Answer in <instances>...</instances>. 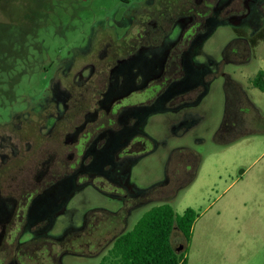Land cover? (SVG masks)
Here are the masks:
<instances>
[{
    "label": "flooded vegetation",
    "instance_id": "af4514ba",
    "mask_svg": "<svg viewBox=\"0 0 264 264\" xmlns=\"http://www.w3.org/2000/svg\"><path fill=\"white\" fill-rule=\"evenodd\" d=\"M107 19L111 23L92 30L86 60L76 68L71 60L70 71L63 70L76 92L93 96L84 119H72L65 133L66 161L60 147L48 152L45 145L60 121L57 105L49 114L46 105H27L0 122V264H64L68 256H99V264L105 255L98 253L109 241L108 231L97 233L99 222L123 213L126 223L134 201L152 202L178 175L167 172L164 180L143 189L129 183L134 162L157 146L143 129L148 116L197 105L217 75H224L225 86L233 82L222 65L249 61L254 54L255 37L264 31V0H120ZM223 26L230 27L232 37L219 60L207 57L209 65L201 63L204 41ZM59 79L53 84L51 74L39 93L57 97L67 89ZM133 94L141 97L125 102ZM236 105L254 107L238 88L226 93L225 109ZM30 112L39 120L32 121ZM16 115L19 119H12ZM234 126L235 118L227 117L222 130ZM142 136L153 148L134 140ZM106 182L120 190L115 196L124 204L122 211L106 210L99 221L89 212L95 221L87 220L88 213L82 226L51 232L75 190Z\"/></svg>",
    "mask_w": 264,
    "mask_h": 264
},
{
    "label": "rangeland",
    "instance_id": "374dc122",
    "mask_svg": "<svg viewBox=\"0 0 264 264\" xmlns=\"http://www.w3.org/2000/svg\"><path fill=\"white\" fill-rule=\"evenodd\" d=\"M119 1L0 0V122L27 105L30 109L46 105L47 114L57 105L60 121L47 134L45 145L48 152L60 147L62 158L67 160L70 148L64 142L65 133L70 131L72 119H84L93 96L88 91L76 92L71 76L65 77L63 70L70 71L71 60L74 68L86 60L92 30L102 22L111 23L107 18ZM231 37L230 27H219L204 41L200 62L209 65L207 57L219 60ZM221 69L234 83L225 86L224 75H217L197 105L176 112L158 110L148 116L143 129L157 146L134 162L129 183L143 189L164 180L167 172L178 175L152 202L134 201L126 223L123 213L99 222L97 233L108 231L109 240L100 256L106 255L114 237L129 230L147 209L167 201L178 213L192 207L198 214L188 243L179 233L172 239L176 245H185L188 264H264V90L252 85L254 75L264 70V40L249 61L225 63ZM53 73V84L62 77L67 89L57 91L59 95L51 99L52 94L45 96L39 91ZM236 87L247 94L254 107L248 111L242 105L227 109L235 126L222 130L226 93H234ZM55 89L53 85V94ZM135 97L141 95L126 97L125 102ZM29 118L38 121L39 115ZM134 140H140L146 149L153 148L144 136ZM115 188L106 182L99 188L88 184L75 190L51 232L82 226L89 212L99 221L106 210L122 211L124 204L115 196L120 190ZM92 213L87 219L91 222L95 221ZM87 230L86 226L84 232ZM98 261L99 256L64 258V264Z\"/></svg>",
    "mask_w": 264,
    "mask_h": 264
},
{
    "label": "trees",
    "instance_id": "16d2710c",
    "mask_svg": "<svg viewBox=\"0 0 264 264\" xmlns=\"http://www.w3.org/2000/svg\"><path fill=\"white\" fill-rule=\"evenodd\" d=\"M261 34L255 37L253 46L264 39V31ZM252 85L264 90V70H258L252 79ZM227 117L228 111L225 109L222 126ZM180 150L184 153L187 151L186 148ZM197 216L192 207L178 213L167 201L153 205L129 230L114 238L99 264H188L184 253L185 245H176L172 239L175 233H179L188 243Z\"/></svg>",
    "mask_w": 264,
    "mask_h": 264
}]
</instances>
